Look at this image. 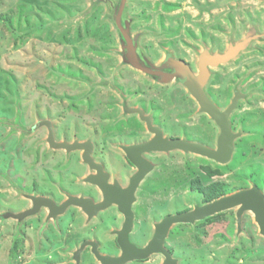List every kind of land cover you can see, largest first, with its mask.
Here are the masks:
<instances>
[{"label": "rangeland", "instance_id": "rangeland-1", "mask_svg": "<svg viewBox=\"0 0 264 264\" xmlns=\"http://www.w3.org/2000/svg\"><path fill=\"white\" fill-rule=\"evenodd\" d=\"M0 0V264H101L119 257L114 231L124 223L116 206L92 220L70 207L57 218L48 209L25 217L33 197L60 205L69 196L102 200L86 182L95 173L82 151L57 142L93 144L92 158L127 187L136 168L122 146L153 135L137 114L153 118L165 138L216 149L220 128L188 89L187 78L162 83L131 64L132 46L145 67L184 61L195 75L204 51L237 55L210 68L205 92L221 111L241 98L229 118L234 151L227 164L179 150L151 152L154 165L136 192L130 241L144 247L164 217L203 206L201 187L223 183L226 195L255 187L264 194V0ZM167 71H169L167 69ZM208 170L216 172L211 175ZM224 195V196H226ZM238 208L193 224L173 225L165 240L178 264H264V235L251 211ZM77 257V259H76ZM160 254L127 264H163Z\"/></svg>", "mask_w": 264, "mask_h": 264}, {"label": "water", "instance_id": "water-1", "mask_svg": "<svg viewBox=\"0 0 264 264\" xmlns=\"http://www.w3.org/2000/svg\"><path fill=\"white\" fill-rule=\"evenodd\" d=\"M125 3L126 0L121 1L116 23L122 35L127 38V33L121 25V17L124 11ZM129 43L132 46L130 62L136 69L152 77L159 78L162 83H170L171 81L182 78L183 76L184 78H187V87L192 96L199 103L200 111L215 119L217 124L220 125L221 133L218 139L217 148L211 149L198 143L189 142L185 139L165 138L162 131L152 125L153 122L150 116H146L141 109H129L130 113L137 114L141 120L146 122L148 130L154 136L152 139L144 143L121 147V149L125 152L127 159L138 169L130 179L128 187L123 189L118 182L110 184V176L104 172L103 166L93 160V144L91 141L74 143L57 142L55 140L54 133L50 131L48 142L52 148L63 149L67 152L77 150L83 151L82 160L90 167L91 170L95 171L94 174H91L86 178V181L97 185L101 189L104 199L102 202L95 205L89 198L69 196L65 202L57 205L49 198L33 197L31 198L34 205L33 209L19 215V219L22 220L29 215L36 214L43 207H48L50 209L49 218L55 219L64 214L69 207L75 205L81 206L82 209L88 213V218H92L99 211L105 210L112 205V203L117 202L119 210L125 215L122 228L117 232V242L121 249V255L119 257L101 255L96 248V243H89L88 241L83 243L81 249L76 253V256L78 257L81 250L92 243L93 253L97 260L102 264H127L132 261L146 260L151 255L159 253L163 254L166 258L164 264H178L177 260L173 259L170 252L164 247L165 239L167 238L171 227L174 224H193L196 221H201L211 217L214 213H221V211L235 207H239L237 211L238 222L241 221V217L244 212L251 211L255 216V221L260 228L261 234L264 235V194L259 189L252 187L231 195L223 196L203 206H196L191 211L165 217L155 226L156 229L158 228V230H162V232H160V234L158 232L154 235L146 246L139 248L131 243L129 235L134 227L133 204L136 201V191L145 177L153 170L152 164L143 158L144 154L179 150L184 153H192L206 157L219 164H227L231 160L234 151V140L238 138L239 135L232 132L229 118L236 109L237 102L241 98V95L236 94L230 106L226 110L221 111L209 99L205 92V87L211 75L209 67H218L222 64L228 63L236 57L237 51L245 47V44L241 45V47H234V49H231L223 54L212 55L211 52L204 51L200 55L199 59V74L198 76H195L191 68L184 61L175 60L171 56L166 57L165 64L168 65V68H147L141 64L134 44L131 41H129ZM167 69L169 71H167ZM92 206H94V209L91 208ZM89 210H92V212L89 213ZM197 211L199 213L194 215ZM202 211L204 213H201Z\"/></svg>", "mask_w": 264, "mask_h": 264}, {"label": "flooded vegetation", "instance_id": "flooded-vegetation-1", "mask_svg": "<svg viewBox=\"0 0 264 264\" xmlns=\"http://www.w3.org/2000/svg\"><path fill=\"white\" fill-rule=\"evenodd\" d=\"M211 54H212V53H211ZM212 55H215V54H212ZM173 59H174V58H173ZM175 60H177V59H175ZM210 68H215V67H209V69H210ZM194 75H195V74H194ZM151 119H152V122H153V118H152V117H151ZM140 120H141V119H140ZM141 121L144 122V123L146 124L145 121H143V120H141ZM152 125L155 126L153 123H152ZM155 127H156V126H155ZM146 128H147V124H146ZM157 128H158V127H157ZM147 130H148V128H147ZM148 131H149V130H148ZM149 132H150V131H149ZM150 133H151V132H150ZM162 133H163V132H162ZM151 134H152V133H151ZM152 135H153V134H152ZM153 136H154V135H153ZM163 136H164V135H163ZM152 138H153V137H151L150 139H152ZM150 139H149V140H150ZM149 140H148V141H149ZM82 152H83V151H82ZM123 152H124V151H123ZM124 153H125V152H124ZM125 156H126V154H125ZM126 158H127V156H126ZM143 158L145 159V154L143 155ZM127 160H128V159H127ZM146 160H147V159H146ZM147 161H148V160H147ZM128 162L130 163L131 166H133V167L136 168V172H137V170H138L137 167H136L134 164H132L129 160H128ZM148 162H149V161H148ZM150 163H151V162H150ZM151 164H152V163H151ZM152 166H153V169H154V165H153V164H152ZM103 168H104V167H103ZM92 171H93V170H92ZM94 172H95V171H94ZM104 172H105V170H104ZM136 172H135V173H136ZM151 172H152V171H151ZM151 172H150V173H151ZM105 173H107V172H105ZM135 173H134V174H135ZM150 173H149V174H150ZM93 174H94V173H93ZM107 174H108V173H107ZM134 174H133V175H134ZM90 175H91V174H90ZM108 175H109V174H108ZM133 175H132V176H133ZM109 176H110V175H109ZM132 176L130 177V179L132 178ZM87 177H88V176H87ZM87 177H86V178H87ZM146 177H147V176H146ZM146 177H145V178H146ZM130 179H129V183H130ZM86 182H88V181H86ZM114 182H118V180H112V181H111V176H110L109 183H110V184H113ZM142 182H143V181H142ZM142 182H141V183H142ZM88 183L91 184V185H94V184H92V183H90V182H88ZM118 183H119V182H118ZM119 185H120V183H119ZM128 185H129V184H128ZM140 185H141V184H140ZM94 186H96V187L101 191V189H100L97 185H94ZM120 186H121V185H120ZM127 187H128V186H127ZM127 187H123V186H121V188H123V189H126ZM137 190H138V189H137ZM136 192H137V191H136ZM101 194H102V200H101L100 202H102L103 199H104L102 191H101ZM114 195H115V194H114ZM67 199H68V198H67ZM89 199H90V198H89ZM91 200L94 202L95 205L100 203V202L96 203L93 199H91ZM116 201H117V200H116ZM64 202H65V201H64ZM111 206H116L117 209H118V211L123 215V217L125 216L124 213H122V212L119 210V207H118V205H117V202L112 203ZM111 206H109V207H111ZM33 207H34V205H33ZM71 207H73V206H71ZM109 207H108V208H109ZM43 208H45V207H43ZM69 208H70V207H69ZM77 208H78V207H77ZM91 208L94 209V206H92ZM108 208H107V209H108ZM41 209H42V208H41ZM45 209H47V208H45ZM29 210H30V209H29ZM105 210H106V209H105ZM105 210H102V211H105ZM39 211H40V210H39ZM48 211H49V210H48ZM82 211H83V210H82ZM90 212H92V210H89V213H90ZM100 212H101V211H99L96 215H98ZM83 213H84L87 217L89 216L88 213H86V212H84V211H83ZM96 215H95V216H96ZM216 215H217V214H216ZM95 216H93L92 218L89 217V220H92ZM214 216H215V215H214ZM48 217H49V213H48ZM166 217H168V216H166ZM211 217H212V216H211ZM134 218H135V216H134ZM164 218H165V217H164ZM164 218H163V219H164ZM209 218H210V217H208V218H206V219H209ZM18 219H19V218H18ZM124 219H125V217H124ZM163 219H162V220H163ZM19 220H20V219H19ZM22 220H23V219H22ZM22 220H20V221H22ZM162 220H161V221H162ZM161 221H160V222H161ZM160 222H159V223H160ZM157 224H158V223H157ZM157 224H155V226H156ZM175 225H177V224H175ZM155 226H154V228H155ZM171 228H172V227H171ZM119 231H120V230H119ZM157 231H158V230L155 228V230H154V235H155V232H157ZM169 231H170V230H169ZM117 232H118V231H114L113 234H115L116 237L118 238ZM160 232H162V230H161ZM168 234H169V233H168ZM167 236H168V235H167ZM153 237H154V236H153ZM165 240H166V239H165ZM86 242H87V241H86ZM88 242H89V243H90V242L93 243V241H88ZM83 243H85V242H83ZM83 243H82V245H83ZM92 243L89 244L88 246H89V248L91 249L92 254L94 255V253H93V245H92ZM117 243H118V242H117ZM82 245H81V246H82ZM88 246H86V247H88ZM86 247H85V248H86ZM164 247H165V242H164ZM85 248H83V249H85ZM96 248H97V250L99 251V245H98L97 243H96ZM80 249H81V248H80ZM83 249H82V250H83ZM165 249H166V248H165ZM166 250L168 251V249H166ZM99 253H100V251H99ZM159 254H160V253H159ZM160 255H162V256L164 257V260H163V264H164L166 258H165V256H164L163 254H160ZM94 256H95V255H94ZM95 258H96V257H95ZM76 259H77V257H76ZM96 259H97V258H96Z\"/></svg>", "mask_w": 264, "mask_h": 264}, {"label": "trees", "instance_id": "trees-1", "mask_svg": "<svg viewBox=\"0 0 264 264\" xmlns=\"http://www.w3.org/2000/svg\"><path fill=\"white\" fill-rule=\"evenodd\" d=\"M208 173L213 175L216 172H214L212 170H208ZM200 191L202 193H204V195H205V199H204L205 203L212 202V201H214L218 198H221L227 194L223 183H215L210 187H201Z\"/></svg>", "mask_w": 264, "mask_h": 264}, {"label": "bare ground", "instance_id": "bare-ground-1", "mask_svg": "<svg viewBox=\"0 0 264 264\" xmlns=\"http://www.w3.org/2000/svg\"><path fill=\"white\" fill-rule=\"evenodd\" d=\"M195 76H198V75H195ZM213 119V118H212ZM215 122H216V120L215 119H213ZM216 124H217V122H216ZM218 125V127L220 128V125L219 124H217ZM220 132H221V128H220ZM149 175V174H148ZM111 206V205H110ZM74 207H78V208H80L81 210H83L82 209V207L81 206H78V205H75ZM45 208H47L49 211H50V209L48 208V207H45ZM235 208H238L239 209V207H235ZM235 208H232V209H235ZM31 209H33V208H31ZM232 209H227V210H232ZM227 210H224V211H227ZM84 211V210H83ZM224 211H221V212H224ZM85 212V211H84ZM87 213V212H86ZM199 212L197 211L194 215H197ZM201 213H204L203 211L201 212ZM218 213H220V212H217V213H214L213 215H216V214H218ZM213 215H211V216H213ZM175 225V224H174ZM157 230H158V228H157ZM159 232V234H160V230H158L157 232H155V235L157 234ZM139 248H142V247H139ZM166 260V259H165ZM102 264V263H101Z\"/></svg>", "mask_w": 264, "mask_h": 264}]
</instances>
